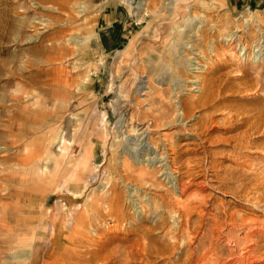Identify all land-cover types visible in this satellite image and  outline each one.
Masks as SVG:
<instances>
[{
  "label": "rangeland",
  "instance_id": "obj_1",
  "mask_svg": "<svg viewBox=\"0 0 264 264\" xmlns=\"http://www.w3.org/2000/svg\"><path fill=\"white\" fill-rule=\"evenodd\" d=\"M147 1L76 0L75 2H66V0H0V62L2 65H6V67L0 66V75L3 73L0 76V99L3 100L0 101L1 103L4 102L0 103V106L2 105L0 107V147H2L0 148V158L2 157V160L0 159V174L2 175V171L12 170L13 167L17 168L18 166L21 170L24 168L21 171L24 179L22 183L24 184L21 183L20 188L22 189L21 195H23L21 201L24 203L21 202V214L25 218V223L20 233V243L14 248L8 249V255L2 256L3 254H0V264H28L30 257L37 247L40 248V254L34 264H264V154L261 155V152L264 153V149L262 151L261 147H250V145L243 148L233 146L234 140L230 137L235 136L236 132H240L244 127L230 131L222 129L228 124L225 121L227 118H233L235 115L231 116L232 114L242 112L248 106L247 101L244 100L245 94H242L244 92H231L230 90L215 92L210 96L211 98L209 97L211 100L208 98L205 106L194 105L191 110V116L189 115V117L184 118L180 125L160 129L159 137L165 141L164 139L170 135L181 132L182 126L185 128L190 123L197 122L202 115L209 114L208 117H212L207 119V122L202 123L203 125H208V130H204V133L208 132L203 135V138L207 139L205 145L214 157L212 161L210 156L203 159V166L206 169L209 180L206 181L207 183L203 181L205 187L197 191V186L202 184V182L197 181L202 180L203 177L197 178L193 181L194 184L187 192L192 193L195 191L200 192L199 195H204L209 200L208 203H211L210 215L215 219L213 222L210 221L209 225L204 220L205 223L204 225L202 224L198 233L190 232L189 236L193 237L192 240L194 242L184 253L180 252L181 247L184 245V241L181 239L176 247L168 245L166 241L160 242L150 239L145 228L147 226L149 228V225L151 226L157 217L153 216L148 220H142L144 210H142L137 202L140 196H135V198L132 195L134 193L133 189L136 188L133 181L126 182L127 184L123 183L121 186V189H123L126 184L128 188L124 187L123 189V194L127 192V196H123L125 200L122 201L121 210L125 216H128L126 212L130 211L131 218H134L132 223L138 222L140 224L139 228L130 229L131 223L126 220H123L121 224H117L109 216H106V219H103V216L97 219L93 213L94 211L91 213L89 211L90 207L86 206L98 193H104L111 181L117 182L119 180L117 174L107 172L109 166L114 162L113 159L119 162V160L127 156L126 158L134 160L132 158V151H130V154L127 153L125 155L121 152V146L126 145L130 150L136 151V154L137 150L134 149L137 146L134 143L135 139L133 137L141 138L143 134L146 135H144L146 137L144 142L148 143L149 146L148 134H139V132L144 131L148 122L144 124L138 123L134 130L135 123L133 118H131V114L139 112L150 116L156 113V109L151 102L153 95L156 96L159 90H153L152 88H169L173 82L171 76L167 74L162 80L159 71L144 72L143 76L140 73L139 86L135 91L133 88V91L130 93V95L132 94L136 98L133 101L139 102L138 105H134L130 109L126 106L124 110L122 108H115L116 105H123V99L129 95V93L127 94L128 87L132 83L131 80L129 81L131 76V70L128 68L129 60L126 59L133 56L135 62L141 63L145 59L146 64H149L148 60H154L155 62L156 60L163 61V52L167 51V47H170L172 44V29L182 28L180 25L186 21L182 19L181 15V17L176 16L171 21L161 19L159 23H155L158 17H152V13L147 16L148 13L145 9ZM159 1L160 4L163 3L162 9L159 10L161 13L164 12L165 6L171 0ZM197 1L211 2L212 5L206 10H201V7L197 8L194 14L191 13L192 15H196L191 22L194 28L186 32V37L183 38V41L188 42V44L182 42L179 50H181L183 55L193 56L190 63L196 67L194 68L195 72L200 78L213 76L219 72L226 73V71L229 72V75H234L242 68L243 64L258 61L264 62V39L260 37L258 40H253L250 37V32H253L254 29H260L258 27L259 23L261 25L264 24V21L258 20L259 17L264 18V0H232L236 11L231 14V18L235 19L236 24L237 22L238 24H242L241 27L244 29L238 31L234 40L229 38L230 34L237 28V25L230 30H221L216 35V38L209 36L210 40L207 41L206 39L203 42L200 40L202 35H198V32H196V29L203 23L201 20H205L206 17L208 18L209 15H212L209 24H217V27H220V18L225 17L231 11L222 7L219 0ZM83 4L85 8L81 10L79 5ZM157 6L160 8L159 5ZM70 15L72 16L71 19L69 18ZM165 15H167V12ZM250 21H253V30L248 28ZM9 29L11 30L10 32L8 31ZM54 29L60 34L58 36L60 40L57 38L45 40L47 34L51 36L50 34L55 32ZM59 29L62 30L57 31ZM154 29L158 33L165 32L167 34L160 38L159 36H152L151 33ZM261 29L260 31L264 35V27ZM240 35H242V39L244 40L243 44L239 43L238 39ZM49 41H54L56 47L67 46L73 49V53L69 52L60 56L59 52L61 50L59 48L48 51L44 48V45H48ZM247 43L250 44V47H247ZM211 44L212 46L210 47ZM259 46L260 50L256 51ZM205 48L209 52L208 58L195 54V52L197 53L199 50ZM243 51L244 53H242ZM8 58H10L9 61L11 63L8 60L4 62ZM15 60V64L18 65L19 69H15ZM39 60L42 62H39ZM164 60L167 63V58H164ZM11 67L16 71H13ZM26 72L28 74L31 72V74L28 75ZM67 75L77 78L78 82L72 85H62L60 80ZM148 78H151V86ZM182 78L184 79L179 81L181 85L172 90L171 95H173V100L195 98L201 91L199 88L200 82L197 84L188 80L199 78L191 75ZM47 81H50V83L48 84ZM235 81L239 82V79ZM37 82L38 84H36ZM194 85L197 86L195 89H189L190 86ZM49 93L51 96H49ZM43 94L46 97H43ZM211 110L213 111L212 113H210ZM6 113H10V117ZM29 114L30 117L28 119ZM25 115L27 116L26 120L24 119ZM20 121L22 123H19ZM9 122L10 125L14 124L10 126ZM122 122L124 123L123 127H121ZM182 123L184 125H181ZM211 126L221 129L213 131ZM199 128L197 130L201 131ZM16 133H18L17 136ZM73 136L76 137V140L75 138L73 139ZM229 138L230 140H228ZM33 139H35V142ZM197 139L196 136L186 134L185 136H181L178 142L182 144V149L195 148L199 146L196 142L200 139ZM259 140L263 143L264 135L260 136ZM242 141L245 142V139ZM65 144L68 145V148L64 150L63 146ZM44 146L46 148H43ZM45 149H48V152ZM87 149L88 151L91 149L95 150L96 159L90 157V162L84 165L81 160L83 155L88 152ZM199 150L200 153H181L179 162L182 158L186 157H191V159L203 158L206 154L202 151V147ZM141 154H143L142 150L139 151V155ZM4 156H7V159L5 158L4 160ZM65 156L69 159L67 160ZM63 157L66 159H62ZM29 158L32 159L30 160ZM135 166L137 167L138 164ZM29 169H32V174L28 173L30 172L27 171ZM184 170L185 167L180 168L181 172ZM194 170L198 169L195 168ZM43 171L46 172L43 173ZM252 171H261L262 177L253 179L254 173ZM98 172L102 173L99 174ZM233 172H240L244 177L245 183L243 180L236 181L230 179L226 184L230 188L219 186L220 176L222 177L227 173ZM45 173H47V176H45ZM214 173H216V176L213 175ZM182 175L183 180L184 178L187 180L189 177L184 173ZM172 176V180L166 182L167 178H163L164 175H162L161 177L166 182V185H164L165 183L162 185H172L175 189L174 192L178 194L179 185L175 181L177 173H173ZM43 177L44 179L42 180ZM3 182L4 180L0 178V183ZM45 184L48 185L45 186ZM75 185L77 189H74ZM105 185H107L106 188ZM252 186H255V188ZM130 192L131 194H129ZM144 196L142 199L144 203L148 204L146 208L149 209V213L152 210L151 202H149L148 194H144ZM97 202L103 206L106 201L98 199ZM215 205L218 206V209L214 208ZM216 210L220 212L217 214ZM103 211L105 210L103 209ZM76 214L83 215L85 223L77 222L79 225L77 224L76 226L73 219V216H77ZM49 219L58 220L59 224L51 225ZM177 219L170 218V220L174 221H177ZM171 223L172 221H170L167 227L164 225L151 231L153 232L152 238L156 239L167 230L166 238L172 240L170 237L174 232L171 228H168ZM73 226L76 227V233L73 231ZM211 227L215 228L214 232H211L213 229ZM54 234L58 239V243L57 247L49 254L44 249L50 247L51 236ZM12 239L13 237L11 236L10 241ZM8 243L5 242L4 247L1 246L0 249L6 248ZM69 246L72 247L70 248ZM69 260L72 261L70 262Z\"/></svg>",
  "mask_w": 264,
  "mask_h": 264
},
{
  "label": "bare ground",
  "instance_id": "obj_2",
  "mask_svg": "<svg viewBox=\"0 0 264 264\" xmlns=\"http://www.w3.org/2000/svg\"><path fill=\"white\" fill-rule=\"evenodd\" d=\"M67 1H76V0H66ZM221 1L222 7L229 9L231 12L229 14H227L225 17H221L220 18V27H217V24H209V21L212 19V15L208 18L206 17L205 20H201L202 25H200L197 29L196 32H198V35H202V38H200V40L203 42L207 39V41L210 40L209 36H214V38H216V35L218 33H220L219 31L221 30H230L232 29V27H235L236 25V29L233 31V33L230 34V38L229 39H236V34L238 33V31L244 29L242 28V24H237L235 23V19L231 18V14L236 11L235 8L233 7L234 4L232 3V0H219ZM84 2V1H82ZM80 2V3H82ZM216 3V2H215ZM163 4V3H162ZM160 4L159 0H148L146 3V11H147V16L149 14H153L152 17H158V19L156 20L155 23H159V21L161 19H168L169 21L173 20L176 18V16H180L182 15V19L186 20L185 23H182L180 25V27L182 26V28L180 29H172L173 31H171L172 35H171V39H172V44L170 45V47H167L168 50L164 51L162 54V59L161 60H156V62L154 60H148L149 64L145 63V59L143 60L144 62H135V59L133 56H131L129 59V65L128 68L131 70L130 71V79L132 83L130 84V86L128 87V92L129 93L128 96H126V98H124V102L122 106L116 105L115 108L116 109H120L122 108V110L126 109V106L130 108H132L134 105H138V103L136 101H133V99L135 98L132 94V96L130 95V93L134 91L136 88H138L139 86V74L142 73V76L144 75L143 73H149L152 71H159L161 73V79L163 80L164 76H171V80L173 81L171 83V86H169V88H158V87H153L152 89H158L159 91L157 92L156 96L153 95V100L151 102V104L154 106V108L156 109V113H153V115L151 114L150 116L148 114L145 113H134L131 114L135 123V128L137 127V124H144L146 123V127L144 128V131L139 132V134H143V133H147L148 134V139H149V146L148 143H145L144 141L146 140V135L143 134V137H137L134 138L135 141V145L137 146L134 150H137V153L135 154L136 151L130 150V148H128L126 145L121 146V152H123L125 155L127 153L130 154V151H132V155H133V161L130 160L129 158L123 157L121 160L116 161L115 159L114 162L112 163L111 166H109L108 171L109 173H115L118 175L119 180L116 181H111L110 185L108 189L106 191H104V193L99 194L94 196L92 198V200L90 201V203H88L86 206H89V211L95 214L97 219H100L101 216H103V219H106V216H109L110 218H112L113 220H115V222L118 224H121L123 220H126L128 222H130V229H137L140 227V224L137 223H132L133 219L131 218L129 212H126L128 214V216H125L122 212V208H121V204L122 201L125 200L123 198L124 195L127 196V192L126 194L124 193V187L127 188L126 186V182H130L133 181V183H135L136 188L133 189V194L134 197L135 196H140L139 197V201H136L139 203L140 207L142 208V210H144L143 212V216H142V220H148L150 219V217L156 216L157 219L154 221V223L150 226L149 228L147 226V228H145V231L148 233V236L150 237L151 240L154 241H160V242H164L166 241L168 243V245L172 246V247H176L178 246V243L181 240L184 241V245L181 247L180 252L184 253L186 251L187 248L190 247V245L194 242L192 240V236L190 237L189 234L191 231L193 232H197L200 230V227H202V224L204 225L205 221L207 222V224H210V221H214L213 217H211L210 215V205L211 203H208L209 200H207L205 198L204 195H199L200 192H187V190L194 184L193 181H195L197 178L199 177H203L202 180H199L197 182H202V184L197 186V191L201 190L205 187V183H203V181H208L209 178H207V174H206V169L203 166V159L205 157L210 156L211 157V161L214 158L212 152H210L207 149V146L205 145V141L207 140L206 138H203V135L207 134L204 133V130H208V125L206 124H202L203 122H207V119L212 118V117H208L209 114H206L205 116L202 115V117H200V119L197 122L194 123H190L188 127H181L182 131L181 132H177L176 134H172L169 137H167L166 139H164L165 141H163V138L161 139L159 137L160 134V129H166V128H170L172 126H176V125H180L181 121L184 118L189 117V115L191 116V110L192 107L194 105H204L206 104V101L208 100V98L215 92H219V91H224V90H230L231 92H244L242 93L244 95V100L247 101L248 106L244 109V111L236 113V114H232L231 116L235 115L233 118H227L225 121H227V126H224L222 129H224L225 131H230V130H234V129H239V127H244L240 132H236L235 136H231L230 138H233L234 140V147H247L250 145V147H261L262 151L264 149V142L262 143L261 140H259L260 136L264 135V62L262 61H258V62H253V63H248V64H243L242 68L239 69V71L234 74V75H229V72L226 71V73H217L216 75L214 74L213 76H209V77H205V78H200L199 75L196 74L195 66H192V64L190 63L192 61V55L191 56H187V55H183V53H181V50H179L180 44H182V42L185 44L188 42L183 41V38L186 37V32L189 31L190 29L192 30V28H194V26L191 25L192 20L196 17V15H192L194 14L195 9L200 8L201 10H206L208 9L212 4L211 2H198L197 0H171V2H169V4H167V6H165L164 12H159L160 9H162L163 5ZM201 4V5H199ZM238 4V3H237ZM160 8H158V6ZM170 5V6H168ZM218 6V5H217ZM252 6V4H251ZM78 7V6H77ZM79 7H81V10H83L84 4L83 5H79ZM78 7V8H79ZM261 10V9H260ZM211 11V10H210ZM209 11V12H210ZM213 11V10H212ZM167 12V15H165V13ZM229 12V11H228ZM227 12V13H228ZM71 13V12H70ZM192 13V14H191ZM197 14V12H196ZM203 14V13H202ZM201 14V15H202ZM69 15V14H68ZM187 15V16H186ZM192 15V16H191ZM186 16V18H185ZM204 16V14H203ZM207 16V15H205ZM71 15H70V19H71ZM147 18V17H146ZM9 19V18H8ZM151 19V18H150ZM204 19V18H203ZM10 20V19H9ZM259 21H264V18L259 17L258 18ZM28 21V20H27ZM35 22V21H34ZM253 21H250L248 23V28L253 30L254 25L252 23ZM208 23V24H207ZM216 23V20H215ZM240 23V22H239ZM10 24V23H8ZM28 24V23H27ZM260 25L258 26L260 29L264 27V24L261 25V23H259ZM5 26V24H3ZM29 25V24H28ZM258 25V24H257ZM8 26V25H7ZM11 26V25H10ZM33 26V25H32ZM261 26V27H260ZM263 26V27H262ZM39 27V26H37ZM42 27V26H41ZM6 28V27H5ZM8 28V27H7ZM11 28V27H10ZM13 28V27H12ZM43 28V27H42ZM57 28V27H56ZM157 28V27H156ZM247 28V27H246ZM260 29H254L253 32H250V37L253 40H258L260 39V37H262L264 39V35L262 34V29L260 31ZM43 30V29H42ZM41 30V31H42ZM62 29H59L57 31H61ZM1 31V30H0ZM9 32L11 31L10 29L8 30ZM55 31V29H54ZM87 31V29H86ZM89 31V29H88ZM92 31V30H91ZM4 32V31H2ZM51 33V31H49ZM152 36H165L167 33H158L156 32V30L154 29V31H152ZM192 34V33H191ZM208 34V35H206ZM3 35V34H2ZM51 36H48L47 34V38L45 40H54V38H59L58 36H60L59 33L52 32L50 34ZM65 35V34H64ZM96 35V34H95ZM30 36V35H29ZM68 38V37H67ZM188 38V37H187ZM198 38V37H197ZM29 39V38H26ZM85 39V38H84ZM213 39V38H212ZM41 40V38H40ZM39 40V41H40ZM60 40V39H58ZM68 40V39H67ZM90 40V39H89ZM239 43L243 44L244 40L242 39V35L239 36ZM243 40V41H242ZM251 42V41H250ZM47 43V42H46ZM93 43V42H91ZM252 44V43H251ZM259 45V44H258ZM132 46V45H131ZM185 46V45H184ZM190 46V45H189ZM212 46V44L210 45V47ZM245 46V45H244ZM191 47V46H190ZM196 47V46H195ZM209 47V46H208ZM215 47V45H214ZM247 47H250V44L247 43ZM31 48V46H30ZM44 48L47 49L48 51H50L51 49H60L61 51L60 56L67 54V53H73V49L68 48L67 46H59L56 47L54 41H49L48 45H44ZM63 48V49H62ZM186 48V47H185ZM205 49L199 50L197 53L195 52V54H198L201 57L206 56V58L209 57V52ZM34 50V49H33ZM64 50V51H63ZM83 50V48H82ZM81 50V51H82ZM254 50V49H253ZM260 50V46L259 48L256 49V51ZM30 51V49H29ZM255 51V52H256ZM76 52V51H75ZM80 52V51H79ZM92 52V50H91ZM203 52V54H201ZM15 53V52H14ZM45 53V52H44ZM77 53V52H76ZM93 53V52H92ZM244 53V51L242 52ZM18 54V53H17ZM15 54V56L17 55ZM53 55V54H51ZM56 55V54H55ZM154 55V54H153ZM198 56V57H199ZM18 57V55H17ZM36 57V56H35ZM42 57H44L42 55ZM149 57V56H148ZM11 58V57H10ZM6 59L4 62H6L7 60L9 61V59ZM15 59V57H13ZM12 58V59H13ZM19 58H21V56H19ZM46 58V57H45ZM60 58V57H59ZM164 58H167V63L165 62ZM205 58V57H204ZM41 59V58H40ZM147 59V57H146ZM151 59V58H150ZM19 60V59H17ZM196 61V60H194ZM3 62V63H4ZM10 62V61H9ZM39 62H42L41 60H39ZM11 63V62H10ZM16 63V60L14 62V64ZM47 63V62H46ZM13 64V65H14ZM48 64V63H47ZM1 62H0V66H1ZM11 65V64H9ZM16 65V64H15ZM14 65V66H15ZM28 65V64H27ZM31 65V64H30ZM4 65H2L3 67ZM21 66V65H20ZM6 67V65L4 66ZM9 67V66H8ZM17 67V68H16ZM15 69H19L18 65H16ZM32 67V66H31ZM198 67V66H197ZM13 70V67H11ZM29 68V67H28ZM6 69V68H5ZM23 69V68H20ZM2 70V69H1ZM7 70V69H6ZM44 70V69H43ZM70 70V69H69ZM10 73L11 70L9 69ZM16 71V70H13ZM24 71V70H23ZM7 72V71H6ZM20 72V71H19ZM22 72V71H21ZM42 72V71H41ZM156 72V74H157ZM225 72V71H224ZM9 73V74H10ZM16 73V72H15ZM27 73V72H26ZM70 73V71H69ZM3 73H1L2 75ZM12 74V73H11ZM28 74V73H27ZM31 74V72H30ZM28 74V75H30ZM65 74V73H64ZM167 74V75H166ZM0 75V76H1ZM14 75V74H13ZM146 75V74H145ZM189 75L191 76H197V78L199 79H190L188 81H191L193 83H197L200 82V86L199 88L201 89L200 93H198V95L195 98H190L189 100H173L171 93L172 90L175 89L176 87H179L181 85V83L179 84L180 80H183L184 78L182 77H188ZM7 76V74H6ZM24 76V75H23ZM35 76V75H34ZM41 76V74H40ZM153 76V75H152ZM13 77V76H12ZM202 77V76H201ZM33 78V76H32ZM63 78V77H62ZM30 79V78H29ZM34 79V78H33ZM32 79V81H33ZM39 79V78H38ZM160 79V80H161ZM239 79V82H234V80ZM22 80V79H21ZM161 80V81H162ZM158 81V80H157ZM42 82V81H41ZM62 85H72L74 83H77L78 80L77 78H73L70 75H67L65 78L60 80ZM148 82L150 83L151 86V78H148ZM21 83H23L21 81ZM25 83V82H24ZM32 83V82H31ZM45 83V82H43ZM47 83L49 84L50 81ZM53 83V82H52ZM3 84V83H2ZM26 84V83H25ZM38 84V82L36 83ZM28 85V83H27ZM30 85V83H29ZM47 85V84H46ZM44 85V86H46ZM51 85V84H50ZM169 85V83H168ZM24 86V84H23ZM42 87V86H41ZM54 87V86H53ZM76 87V86H75ZM197 86H190L189 89H195ZM74 88V87H72ZM197 88V89H199ZM25 89H26V85H25ZM2 90V89H1ZM48 90H49V86H48ZM75 90V89H73ZM60 91V89H59ZM230 92V93H231ZM13 93V92H12ZM60 93V92H59ZM58 93V94H59ZM7 94V93H6ZM142 94V92H141ZM218 94V93H216ZM232 94V93H231ZM24 95V94H22ZM44 95V94H43ZM241 95V94H240ZM49 96L50 93H49ZM55 96V95H52ZM43 97H46L45 95ZM188 97V96H187ZM8 98V97H7ZM52 98V97H51ZM73 98V97H72ZM211 98V97H210ZM209 98V99H210ZM13 99V98H12ZM25 99V98H24ZM48 99V98H47ZM46 99V100H47ZM62 99V98H61ZM60 99V100H61ZM121 99V98H119ZM136 99V98H135ZM185 99V97H184ZM1 100V99H0ZM3 100V99H2ZM1 100V101H2ZM10 100V98H9ZM23 100V99H22ZM72 100V99H71ZM74 100V99H73ZM83 100V99H82ZM211 100V99H210ZM0 101V103H1ZM55 101V100H54ZM69 101V100H68ZM10 102V101H9ZM8 102V104H9ZM13 102V101H12ZM49 103V101H47ZM63 102V100H62ZM82 102V101H80ZM178 102H180V104H178ZM208 102V101H207ZM4 103V102H2ZM1 103V104H2ZM11 103V102H10ZM69 103V102H68ZM47 104V103H46ZM59 104V103H58ZM65 104V103H64ZM119 104V103H118ZM60 105V104H59ZM208 105V104H207ZM211 105V104H210ZM2 106V105H1ZM0 106V107H1ZM6 106V103H5ZM10 106V104H9ZM72 106V105H71ZM75 106V105H74ZM59 107V106H58ZM151 107V106H150ZM10 108V107H9ZM18 108V106H17ZM16 108V110H17ZM61 108V106H60ZM152 108V107H151ZM5 109V108H4ZM8 109V108H7ZM19 109V108H18ZM115 109V110H116ZM128 109V108H127ZM150 109V108H149ZM21 110V109H20ZM114 110V112H115ZM23 111V110H22ZM58 111V110H57ZM5 112V111H4ZM14 112V111H13ZM18 112V111H17ZM121 112V111H118ZM136 112V111H135ZM149 112V111H148ZM147 112V113H148ZM213 111L211 110L210 113H212ZM11 113V112H10ZM10 113H6L8 115V117H10ZM15 113V112H14ZM22 113V112H21ZM20 113V114H21ZM29 113V112H28ZM58 113V112H57ZM150 113V112H149ZM19 114V115H20ZM23 114V113H22ZM51 114V113H50ZM217 114V113H216ZM15 115V114H14ZM46 115V114H44ZM43 115V116H44ZM55 115V114H52ZM130 115V116H131ZM12 116V114H11ZM16 116V115H15ZM18 116V115H17ZM21 116V115H20ZM23 116V115H22ZM26 116V115H25ZM19 117V116H18ZM30 117V114L28 116V119ZM55 117V116H54ZM227 117V116H226ZM27 118L24 117V119ZM48 118V117H46ZM15 119V117H14ZM20 119V118H19ZM49 119V118H48ZM224 119V118H223ZM26 120V119H25ZM40 120V119H39ZM52 120V119H51ZM72 120V119H71ZM24 121V120H23ZM30 121V120H29ZM36 121V120H35ZM210 121V120H209ZM17 122V120H16ZM26 122V121H25ZM19 123H22L21 121ZM24 123V122H23ZM27 123V122H26ZM38 123V121H37ZM210 123V122H209ZM14 124V123H12ZM11 124V125H12ZM25 124V123H24ZM23 124V125H24ZM28 124H30L28 122ZM67 124V123H66ZM212 124V123H211ZM226 124V123H225ZM6 125V124H5ZM10 125V122H9ZM8 125V126H9ZM10 125V126H11ZM18 125V124H17ZM34 125V124H33ZM42 125V123H41ZM39 124V126H41ZM45 125V124H43ZM181 125H184V123H182ZM203 125V126H201ZM219 125V124H218ZM32 126V124H31ZM124 126V123H121V127ZM26 127V126H23ZM76 127V126H75ZM203 128L202 130L199 128ZM21 128V127H20ZM92 128V127H91ZM199 128L198 131L197 129ZM212 130H220L221 128L219 127H214L211 126ZM5 129V128H4ZM7 129V128H6ZM22 129V128H21ZM27 129V128H26ZM72 129V128H71ZM184 129V130H183ZM2 130V129H1ZM31 130V129H29ZM80 130V129H79ZM92 130V129H91ZM111 130V129H110ZM138 130V129H137ZM4 131V130H3ZM32 131V130H31ZM86 131V130H85ZM90 131V130H89ZM23 132V131H22ZM27 132V131H25ZM7 133V132H6ZM67 133V132H65ZM70 133V132H69ZM82 133V132H81ZM158 133V134H157ZM5 134V133H4ZM18 133H16L17 136ZM27 134V133H25ZM91 134V133H90ZM94 134V132H93ZM113 134V133H112ZM137 134V133H136ZM192 135V136H196V138L200 139L198 142H196V144H198V147L195 148H184L182 149V144L180 142H178V140L181 138V136H185V135ZM209 134V133H208ZM20 135V133H19ZM74 135V134H73ZM99 135V134H98ZM97 135V136H98ZM145 135V136H144ZM253 135V136H251ZM62 136V135H61ZM60 136V137H61ZM70 136V134H69ZM76 136V135H74ZM73 136V139L76 137ZM96 136V137H97ZM114 136V135H113ZM139 136V135H138ZM210 136V135H209ZM15 137V136H14ZM59 137V138H60ZM112 137V136H110ZM9 138V137H8ZM19 138V137H17ZM45 138V137H44ZM81 138V137H80ZM230 138L228 140H230ZM15 139V138H14ZM61 139V138H60ZM63 139V138H62ZM72 139V140H73ZM192 139V138H191ZM197 139V140H198ZM245 139V142H243L242 140ZM6 140V139H5ZM35 142V139H33ZM45 140V139H44ZM43 140V141H44ZM55 140V139H54ZM58 140V139H57ZM227 140V139H226ZM227 140V141H228ZM21 141V140H20ZM108 141V140H107ZM132 141V140H131ZM7 142V141H6ZM32 142V143H34ZM55 142V141H54ZM59 142V140H58ZM61 142V140H60ZM65 142V141H64ZM77 142V141H76ZM193 142V141H192ZM1 143V142H0ZM8 143V142H7ZM43 143V142H42ZM62 143V142H61ZM74 143V141H73ZM103 143V142H102ZM185 143V142H183ZM262 143V145H261ZM9 144V143H8ZM7 144V145H8ZM59 144V143H58ZM87 144V143H86ZM95 144V143H94ZM253 144V145H251ZM11 145V144H9ZM31 145V144H30ZM75 145V144H74ZM73 145V146H74ZM78 145V144H77ZM14 146V145H13ZM33 146V144H32ZM62 146V145H61ZM72 146V149H73ZM95 146V145H94ZM51 147V146H50ZM79 147V146H78ZM202 147V151L206 154L203 156V158H192L191 157H186V158H182V160L179 162L180 159V154L181 153H187V152H192V153H200L199 148ZM2 148V147H0ZM43 148H46V146H44ZM54 148V147H53ZM56 148V147H55ZM59 148V147H58ZM68 145L65 144L63 146V149H67ZM70 148V147H69ZM87 148V147H86ZM4 149V148H3ZM60 149V148H59ZM82 150V148H80ZM240 149V148H239ZM31 150V148H30ZM46 152H48V149ZM62 150V149H61ZM78 150V149H77ZM142 150L143 154L139 155V151ZM257 150V149H256ZM88 151V149H87ZM93 149L89 150L88 152L85 153V155H83L82 158V163L85 165L87 162H90V157H93L94 159H96V155L94 154ZM100 151V150H99ZM120 151V150H119ZM159 151V152H158ZM248 151V150H247ZM255 151V150H254ZM50 152V151H49ZM259 152V151H258ZM45 153V152H44ZM68 153V152H67ZM72 153V152H71ZM81 153V152H80ZM151 153V155H149ZM154 153V154H153ZM157 153H159V155H157ZM43 154V153H42ZM48 154V153H47ZM153 154V155H152ZM203 154V153H202ZM264 154L261 152V155ZM30 155V154H29ZM28 155V157H29ZM40 155V154H39ZM260 155V154H258ZM45 156V155H44ZM48 156V155H46ZM62 156V155H61ZM147 158H146V157ZM7 157V156H6ZM5 156L3 157V159L5 160L6 158ZM27 157V156H26ZM32 157V156H30ZM40 157H42L40 155ZM66 157V156H65ZM65 157H63L62 159H64ZM74 157V156H73ZM11 158V157H10ZM9 158V159H10ZM52 158V157H51ZM56 158V157H55ZM67 158V157H66ZM65 158V159H66ZM79 158V157H78ZM81 158V157H80ZM117 158V157H116ZM2 160V157L0 158ZM7 159V158H6ZM30 159V158H29ZM32 159V158H31ZM30 159V160H31ZM36 159V157H35ZM33 158V160H35ZM41 159V158H40ZM45 159V158H44ZM69 158H67L68 160ZM75 159V157H74ZM107 159V158H106ZM119 159V158H118ZM206 159V158H205ZM210 159V158H209ZM3 160V161H4ZM53 160V159H52ZM78 160V159H77ZM76 160V162H77ZM10 161V160H7ZM6 161V162H7ZM22 161V159H21ZM70 161V160H69ZM68 161V162H69ZM74 161V160H72ZM36 162V161H35ZM40 162V161H39ZM64 162V160H63ZM179 162V163H178ZM44 163V162H41ZM67 163V162H66ZM65 163V164H66ZM71 163V161H70ZM178 163V164H177ZM6 164V163H5ZM38 164V163H37ZM46 164V163H45ZM55 164V163H54ZM73 164V163H71ZM81 164V163H80ZM90 164V163H89ZM138 164V166L136 167L135 165ZM261 164V163H260ZM36 165V163H35ZM211 165V164H210ZM30 166V165H29ZM23 167V166H22ZM107 167V166H106ZM181 167H185V170L183 172L180 171ZM211 167V166H210ZM213 167V166H212ZM195 168H197L198 170H194ZM263 168V167H262ZM37 169V168H36ZM42 169V168H41ZM44 169V168H43ZM107 169V168H106ZM213 170V168H211ZM6 170V169H5ZM24 168L21 170L20 167L17 166V168H14L11 170H7V171H2V175L0 176L1 179L4 180L3 183H0V248L1 246L4 245L5 242H9L6 245V248L4 249H0V254H3L2 256H6L8 255L7 250L10 248H14L15 246H17L20 243V233H21V229L24 226L23 224L25 223V218L24 216L21 214V197L23 195L21 192V185L24 184L22 182H24L23 177L21 175V171H23ZM32 170V169H31ZM31 170H27L30 171L28 173H31ZM169 170V171H168ZM218 170V169H217ZM233 170V169H231ZM26 171V173H27ZM78 171V170H77ZM83 171V170H81ZM92 171V170H91ZM239 171V170H238ZM46 171H43V173ZM84 172V171H83ZM93 172V171H92ZM214 172V171H213ZM253 172V171H252ZM37 173V170H36ZM42 173V172H41ZM54 173V172H53ZM52 173V174H53ZM57 173V172H56ZM99 173V172H98ZM102 173V172H100ZM99 173V174H100ZM173 173H177V177H175V181L176 184L179 185V192L178 194H176L174 192V188L172 185H167V186H163L162 184L165 183L164 185H166V182H169L172 180V174ZM182 173H184L186 176H189L187 180H183V175ZM254 173V178H259L262 177L261 171H257V172H253ZM34 174V173H33ZM107 174V173H106ZM216 173H214L213 175H215ZM247 174V173H246ZM245 174V175H246ZM264 174V172H263ZM35 175V174H34ZM38 175V174H37ZM54 175V174H53ZM162 175H164L163 178H167L166 182L165 180L161 177ZM29 176V175H28ZM41 176V175H40ZM43 176V175H42ZM45 176H47V173H45ZM109 177V176H106ZM105 177V178H106ZM161 177V178H160ZM52 178V175H51ZM50 178V179H51ZM55 178V177H54ZM114 178V177H112ZM26 179V178H25ZM44 179V177L42 178V180ZM70 179V178H69ZM74 179V177H73ZM230 179H234V180H243L244 177L243 175L238 172H233V173H227L224 176H220V181H219V186L221 187H227L230 188L228 186H226L227 181H229ZM55 180V179H54ZM75 180V179H74ZM84 180V179H83ZM48 181V180H47ZM244 181V180H243ZM52 182V181H51ZM78 182V181H77ZM110 182V181H108ZM260 182V181H259ZM22 183V184H21ZM46 183V182H45ZM49 183V181H48ZM84 183V182H83ZM123 183H126L123 187V189H121V186L123 185ZM207 183V182H206ZM245 183V181H244ZM257 183V182H256ZM261 183V182H260ZM21 184V185H20ZM104 184V183H103ZM248 184V183H247ZM48 184H45V186H47ZM51 185V184H50ZM107 185H105V188L107 187ZM24 186V185H23ZM30 186V185H29ZM32 186V184H31ZM30 186V188H31ZM35 187V185H33ZM44 186V185H43ZM76 186V185H75ZM129 186V185H128ZM256 186V185H255ZM255 186H252L255 188ZM42 187V185H41ZM54 187V186H53ZM24 188V187H23ZM39 188V187H38ZM46 188V187H45ZM51 188V187H50ZM77 189V186L74 187V189ZM240 188V187H239ZM43 189V188H42ZM128 189V188H127ZM125 189V190H127ZM233 190V189H232ZM24 191V190H23ZM76 191V190H75ZM97 191V190H96ZM95 191V192H96ZM128 191V190H127ZM26 192V191H25ZM82 192V191H81ZM143 192V194H141ZM187 192V193H186ZM60 193V192H59ZM70 193V192H69ZM240 193V192H239ZM25 194V193H23ZM27 194V193H26ZM80 194V193H79ZM96 194V193H95ZM94 194V195H95ZM131 194V192L129 193ZM144 194H148V198H149V202H151V212L148 213L149 209L146 208V206L148 204L144 203V200L142 199V197L144 196ZM185 194V196L183 197V195ZM74 195V194H73ZM131 196V195H130ZM132 197V196H131ZM145 197V196H144ZM143 197V198H144ZM136 198V197H135ZM88 199V198H87ZM98 199H102L105 202V205L101 206L97 200ZM129 199V198H128ZM23 200V199H22ZM148 200V199H147ZM159 200V202H157ZM131 201V200H130ZM146 201V199H145ZM23 203V202H22ZM52 203V202H51ZM24 204V203H23ZM127 204V203H126ZM125 204V205H126ZM27 205V204H26ZM25 205V206H26ZM133 205V204H132ZM30 206V205H29ZM127 206V205H126ZM131 206V205H130ZM27 207V206H26ZM55 207V206H54ZM53 207V208H54ZM65 207V206H64ZM129 207V206H128ZM86 208V207H85ZM215 209H218V206L215 205L214 206ZM46 209V208H45ZM61 209V208H60ZM84 209V208H83ZM82 209V210H83ZM103 209L105 211H103ZM124 209V208H123ZM48 210V209H47ZM65 210V209H64ZM70 210V209H69ZM88 210V209H87ZM84 211V210H83ZM132 211V210H131ZM50 212V211H49ZM48 212V213H49ZM52 212V211H51ZM67 212V211H66ZM87 212V211H86ZM85 212V213H86ZM217 214L220 212L219 210L215 211ZM65 213V212H63ZM68 213V212H67ZM84 213V214H85ZM135 213V212H134ZM166 213V215H165ZM39 214V213H38ZM51 214V213H50ZM66 214V213H65ZM74 214V213H73ZM72 214V215H73ZM88 214V213H87ZM48 215V214H47ZM77 215V214H76ZM39 216V215H38ZM42 216H44L42 214ZM48 217V216H47ZM173 217L178 218L177 221L174 220H170V218ZM43 218V217H42ZM83 215H77V216H73V219L75 220L76 226L77 224L79 225V223H83ZM85 219V218H84ZM92 219V218H91ZM94 219V218H93ZM38 220V219H37ZM87 220V218H86ZM90 220V219H89ZM39 221V220H38ZM94 221V220H93ZM102 221V220H101ZM170 221H172V223L169 225L168 228H171L172 231L174 232L170 238L168 239L166 238L167 235V230L163 232V234H160L156 239L152 238V234L154 229L156 228H161V226L167 227V225L170 223ZM43 222V221H42ZM41 222V223H42ZM49 222L51 223V225H58L59 221L58 220H51L49 219ZM79 222V223H77ZM91 222V221H90ZM96 222V221H95ZM40 223V222H39ZM38 223V224H39ZM72 223V222H71ZM85 223V222H84ZM93 223V222H92ZM74 224V223H73ZM151 224V223H150ZM216 224V223H215ZM30 225V224H29ZM27 225V226H29ZM98 225V224H97ZM41 226V225H40ZM39 226V227H40ZM45 226V224H44ZM85 226V225H84ZM93 226V225H92ZM95 226V225H94ZM207 226V225H206ZM33 227V226H32ZM43 227V226H42ZM74 227V226H73ZM76 227H74L73 231L75 232ZM167 228V229H168ZM213 228V227H211ZM141 229V228H140ZM51 230V229H50ZM78 230V228H77ZM215 228H213L211 230V232H214ZM82 231V230H81ZM77 232V231H76ZM75 232V233H76ZM67 233V232H66ZM196 233V234H197ZM217 233V232H216ZM57 234V233H55ZM55 234L51 236V245L49 248L44 249L46 251V253H51L56 247H57V243H58V239L57 237H55ZM66 235V234H65ZM83 235V234H81ZM194 235V234H192ZM11 236L13 237L12 241H10ZM50 236V235H48ZM68 236V235H67ZM86 236V235H85ZM43 237V236H42ZM66 237V236H65ZM69 237V236H68ZM83 237V236H82ZM48 238V237H47ZM45 240V239H44ZM69 240V239H68ZM86 241V240H85ZM75 242V241H74ZM85 244V243H84ZM83 244V245H84ZM183 244V243H182ZM149 245V244H148ZM188 245V246H187ZM87 246V245H86ZM145 246V245H144ZM150 246V245H149ZM187 246V247H186ZM4 247V246H3ZM70 247V246H69ZM72 247V246H71ZM70 247V248H71ZM186 247V248H185ZM84 248V247H83ZM87 248V247H86ZM147 248V247H146ZM40 248H36V250L33 252V255L30 257V261L28 262V264H34L37 261V257L40 254L39 252ZM78 249V248H76ZM146 250V249H144ZM96 251V250H95ZM178 251V250H177ZM42 252V251H41ZM81 252V251H80ZM65 253V252H64ZM63 253V254H64ZM75 253V252H74ZM87 253V251H86ZM68 254V253H67ZM77 254V253H76ZM66 256V254H65ZM83 256V255H82ZM77 257V256H76ZM62 258V257H61ZM72 258V257H71ZM89 258V257H88ZM64 259V258H63ZM82 259V258H81ZM14 260V259H13ZM61 260V259H60ZM68 260V259H67ZM184 260V259H183ZM7 261V260H6ZM70 261V260H69ZM68 261V263H69ZM72 261V260H71ZM70 261V262H71ZM74 261V260H73ZM77 261V260H76ZM80 261V260H78ZM2 262V261H1ZM5 262V261H4ZM11 262V261H10ZM41 262V261H40ZM57 262V261H56ZM183 262V261H182ZM13 263V262H12ZM16 263V262H15ZM59 263V262H58ZM9 264V263H8ZM57 264V263H55ZM81 264V263H80ZM84 264V263H83Z\"/></svg>",
  "mask_w": 264,
  "mask_h": 264
}]
</instances>
